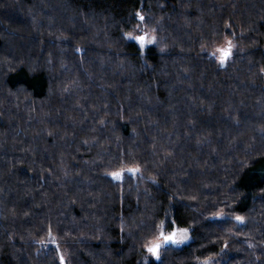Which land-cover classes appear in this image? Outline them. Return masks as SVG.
Here are the masks:
<instances>
[{"label":"trees","instance_id":"trees-1","mask_svg":"<svg viewBox=\"0 0 264 264\" xmlns=\"http://www.w3.org/2000/svg\"><path fill=\"white\" fill-rule=\"evenodd\" d=\"M263 72L264 0H0V264H264Z\"/></svg>","mask_w":264,"mask_h":264},{"label":"rangeland","instance_id":"rangeland-1","mask_svg":"<svg viewBox=\"0 0 264 264\" xmlns=\"http://www.w3.org/2000/svg\"><path fill=\"white\" fill-rule=\"evenodd\" d=\"M263 76H264V72H263ZM237 219V218H236ZM240 224V220L241 219H237ZM166 224H167V220L162 221L159 225V235L161 234H168L171 231L175 232V238H174V242L170 243L173 246H179V247H183L185 244H187L190 241V232L188 228H178L176 225H172V227H170L169 229L166 228ZM162 242V238L159 237V239L157 240V243H159L161 245Z\"/></svg>","mask_w":264,"mask_h":264},{"label":"water","instance_id":"water-1","mask_svg":"<svg viewBox=\"0 0 264 264\" xmlns=\"http://www.w3.org/2000/svg\"><path fill=\"white\" fill-rule=\"evenodd\" d=\"M161 238H162V244L163 245H168L170 243H173L174 242V238H175V232L171 231L168 234H161ZM158 247H159L158 243L152 244L149 247V250L152 252L153 256L156 255Z\"/></svg>","mask_w":264,"mask_h":264}]
</instances>
